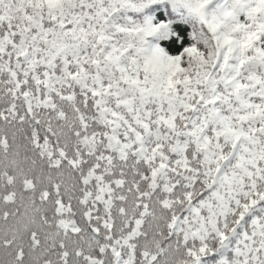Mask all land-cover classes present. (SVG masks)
Here are the masks:
<instances>
[{
  "label": "snow or ice",
  "instance_id": "snow-or-ice-1",
  "mask_svg": "<svg viewBox=\"0 0 264 264\" xmlns=\"http://www.w3.org/2000/svg\"><path fill=\"white\" fill-rule=\"evenodd\" d=\"M0 264H264V0H0Z\"/></svg>",
  "mask_w": 264,
  "mask_h": 264
}]
</instances>
